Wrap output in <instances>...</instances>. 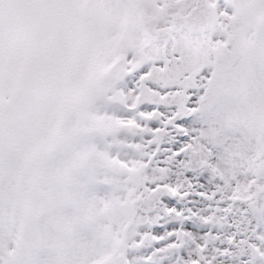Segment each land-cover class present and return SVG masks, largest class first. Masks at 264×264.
I'll use <instances>...</instances> for the list:
<instances>
[{"label":"snow or ice","instance_id":"1","mask_svg":"<svg viewBox=\"0 0 264 264\" xmlns=\"http://www.w3.org/2000/svg\"><path fill=\"white\" fill-rule=\"evenodd\" d=\"M0 264H264V0H0Z\"/></svg>","mask_w":264,"mask_h":264}]
</instances>
